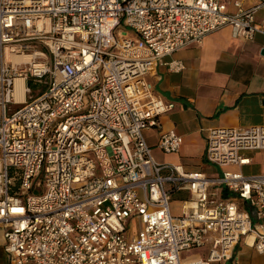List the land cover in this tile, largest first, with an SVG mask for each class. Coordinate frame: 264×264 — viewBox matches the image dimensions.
<instances>
[{"label":"built area","instance_id":"1","mask_svg":"<svg viewBox=\"0 0 264 264\" xmlns=\"http://www.w3.org/2000/svg\"><path fill=\"white\" fill-rule=\"evenodd\" d=\"M233 4L234 13L221 0H0L9 264H213L233 261L246 234L264 253V173L229 168L249 163L242 151L264 149L263 124L207 130L204 156L216 176L158 161L145 138L158 128L166 154L183 142L162 129L174 102L149 79L163 64L185 68L166 56L224 27L244 40L264 33L255 21L264 0ZM177 193L186 194L180 212L170 207ZM203 246L200 258H181Z\"/></svg>","mask_w":264,"mask_h":264},{"label":"crops","instance_id":"2","mask_svg":"<svg viewBox=\"0 0 264 264\" xmlns=\"http://www.w3.org/2000/svg\"><path fill=\"white\" fill-rule=\"evenodd\" d=\"M234 1L221 0L230 13L237 11ZM258 1L240 0L242 7ZM255 21L264 23V5L256 10ZM175 59L184 63L182 71L173 72L163 64L149 75L156 92L174 102V108L160 117L162 129H173L183 138L178 152L166 154L170 161L160 162L180 163L187 170H200L206 174L210 171V176H216L221 169L204 163L207 130L264 125V33H255L251 40H244L234 37L230 27H224L208 33L201 42H193L166 56L164 62ZM158 134V128L145 131V138L152 147L156 146ZM241 153L250 159L249 163L231 165L230 169L240 170L245 175L264 173V149ZM188 160L194 167L188 166ZM255 164H262L260 172H244V168ZM180 194L181 198L186 197L185 193ZM174 196L172 201L179 206L181 198L174 199ZM248 235L241 236L236 244L233 261L213 264H264V253L255 250L253 240L250 243L247 240ZM3 244L0 230V264H9ZM191 250L197 253L187 258ZM191 250L182 253L181 258L198 259L207 248Z\"/></svg>","mask_w":264,"mask_h":264},{"label":"rangeland","instance_id":"3","mask_svg":"<svg viewBox=\"0 0 264 264\" xmlns=\"http://www.w3.org/2000/svg\"><path fill=\"white\" fill-rule=\"evenodd\" d=\"M31 89L33 91H36L37 87L31 86ZM40 90H42V88H40ZM152 154L159 161H170L169 157L166 155V153H163L156 146L152 147ZM188 161H189L188 166L189 167H194V166H190L191 165V162H190L191 160H188ZM204 163H205L206 166H210V165L207 164V161H204ZM262 167H263L262 164H255V165H252L250 167L244 168V172H246V173H255L256 172L257 173V172H260V168H262ZM207 174L210 175L211 174L210 171H207ZM35 193H37V192H35ZM179 195H181V194L180 193L176 194V196H174V199H179V197L181 198V196H179ZM238 203L241 204V205H245V207H247V203H244V201H242V200H239ZM170 207H171L172 211L180 212L179 206L174 201L170 202ZM194 250H191L190 252L187 253V258L193 257L194 253L195 254L197 253Z\"/></svg>","mask_w":264,"mask_h":264},{"label":"bare ground","instance_id":"4","mask_svg":"<svg viewBox=\"0 0 264 264\" xmlns=\"http://www.w3.org/2000/svg\"><path fill=\"white\" fill-rule=\"evenodd\" d=\"M17 85H18V88L20 89L19 90V92H18V99L19 100H22V98H23V96H22V89H21V83H17ZM247 240H248V242L250 243V242H252V240H253V236H252V234H249L248 236H247Z\"/></svg>","mask_w":264,"mask_h":264},{"label":"trees","instance_id":"5","mask_svg":"<svg viewBox=\"0 0 264 264\" xmlns=\"http://www.w3.org/2000/svg\"><path fill=\"white\" fill-rule=\"evenodd\" d=\"M29 84H30V83H29ZM43 90H44V88L42 87V90H41V92H42ZM223 195H224V196H227V195H228V193H227L226 191H224V192H223Z\"/></svg>","mask_w":264,"mask_h":264}]
</instances>
